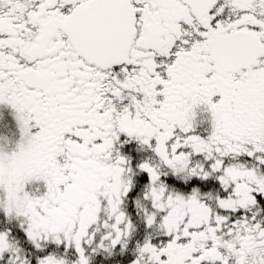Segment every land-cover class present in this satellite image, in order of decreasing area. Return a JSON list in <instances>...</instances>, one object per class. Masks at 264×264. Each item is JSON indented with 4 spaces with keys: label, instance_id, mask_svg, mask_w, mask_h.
<instances>
[{
    "label": "snow or ice",
    "instance_id": "obj_1",
    "mask_svg": "<svg viewBox=\"0 0 264 264\" xmlns=\"http://www.w3.org/2000/svg\"><path fill=\"white\" fill-rule=\"evenodd\" d=\"M0 264H264V0H0Z\"/></svg>",
    "mask_w": 264,
    "mask_h": 264
}]
</instances>
